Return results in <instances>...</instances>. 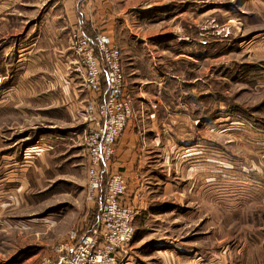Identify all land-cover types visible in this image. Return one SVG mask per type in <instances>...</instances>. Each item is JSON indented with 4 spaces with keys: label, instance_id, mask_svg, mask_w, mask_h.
Masks as SVG:
<instances>
[{
    "label": "rangeland",
    "instance_id": "374dc122",
    "mask_svg": "<svg viewBox=\"0 0 264 264\" xmlns=\"http://www.w3.org/2000/svg\"><path fill=\"white\" fill-rule=\"evenodd\" d=\"M66 1L0 0V264H35L98 222L106 178L91 198L79 117L91 94L75 56L63 64ZM91 5L146 127L150 209L132 264L202 263V252L264 264V0Z\"/></svg>",
    "mask_w": 264,
    "mask_h": 264
},
{
    "label": "built area",
    "instance_id": "2783aa9c",
    "mask_svg": "<svg viewBox=\"0 0 264 264\" xmlns=\"http://www.w3.org/2000/svg\"><path fill=\"white\" fill-rule=\"evenodd\" d=\"M70 44L78 76L91 94L79 112L89 127L85 140L91 198H97L104 177L106 189L96 225L70 231L67 243L54 247L35 264H132L130 245L137 210L126 201V178L114 171L117 145L134 115L122 50L110 35L99 31L90 37L80 26L72 30ZM135 197L139 199L140 193Z\"/></svg>",
    "mask_w": 264,
    "mask_h": 264
},
{
    "label": "crops",
    "instance_id": "0c3cea01",
    "mask_svg": "<svg viewBox=\"0 0 264 264\" xmlns=\"http://www.w3.org/2000/svg\"><path fill=\"white\" fill-rule=\"evenodd\" d=\"M91 1L92 0L66 1L70 9V14L72 15L69 16L71 22V30H73L75 26H80L81 28L85 29V33L90 37L94 36L97 31L101 32L103 29H105V26L102 27V25H104V21L106 23V15L103 11H101L100 8L96 9L95 14L93 13ZM68 49L69 53L67 54L66 61L63 63L66 65L68 64L67 62L72 61L74 55L70 47ZM62 69L64 70V67H62ZM66 74L67 73H65L62 78L64 84L69 79H71L70 76H67ZM138 113L137 111H135L133 117L129 121V125L124 135L122 136V138H120L121 140L118 143L116 149V160L114 161V171H120L124 175L128 183L129 190L126 201L127 203L135 205L137 210L135 219L141 214L146 213L150 209L147 170V164L148 160H150V154L149 151H146L147 138H145L146 127L144 116L140 117ZM141 114H144V112H141ZM150 125L155 129L156 122L151 121ZM137 193H140L141 195L139 199L135 197ZM207 253H201V258L199 259L203 260L201 261L202 263H200L199 261L190 262V264H215L216 259L210 257L209 255H207Z\"/></svg>",
    "mask_w": 264,
    "mask_h": 264
},
{
    "label": "trees",
    "instance_id": "16d2710c",
    "mask_svg": "<svg viewBox=\"0 0 264 264\" xmlns=\"http://www.w3.org/2000/svg\"><path fill=\"white\" fill-rule=\"evenodd\" d=\"M96 224L91 223V227L95 226Z\"/></svg>",
    "mask_w": 264,
    "mask_h": 264
}]
</instances>
